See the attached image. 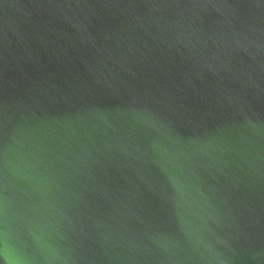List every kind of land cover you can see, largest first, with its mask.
Listing matches in <instances>:
<instances>
[{
	"label": "water",
	"instance_id": "water-1",
	"mask_svg": "<svg viewBox=\"0 0 264 264\" xmlns=\"http://www.w3.org/2000/svg\"><path fill=\"white\" fill-rule=\"evenodd\" d=\"M0 264H264V0H0Z\"/></svg>",
	"mask_w": 264,
	"mask_h": 264
}]
</instances>
